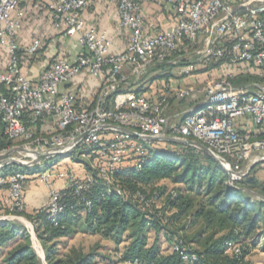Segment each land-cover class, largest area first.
Listing matches in <instances>:
<instances>
[{"label": "built area", "instance_id": "1", "mask_svg": "<svg viewBox=\"0 0 264 264\" xmlns=\"http://www.w3.org/2000/svg\"><path fill=\"white\" fill-rule=\"evenodd\" d=\"M87 1L32 3L33 11L47 13L51 25L75 39L82 52L74 62L58 57L32 82L20 71L18 41L29 2L0 0V64L5 63L0 68V186L7 189L2 203L9 211L0 221L18 219L15 214L25 209L24 191L34 181L46 191L48 222L58 226L65 206L54 180L76 195L93 180L85 174L78 181L55 165L56 159L87 162L106 186L130 158L129 167L137 171L151 145L174 143L169 139L204 146L230 186L243 178L245 164L264 162V0H160L173 26L155 33L144 27L140 0H118L119 30L128 34L118 55L110 54L112 39L106 32L85 28ZM41 47L42 41L34 39L25 52L33 57ZM157 66L175 67V79L193 82H167L166 93L158 97L121 92ZM83 72L100 79L101 86L93 105L78 110L75 94L61 88ZM170 99L189 108L178 123L167 115ZM12 166L18 169L3 173ZM135 197L145 205L158 200ZM225 254L239 258L242 247L226 243Z\"/></svg>", "mask_w": 264, "mask_h": 264}, {"label": "trees", "instance_id": "2", "mask_svg": "<svg viewBox=\"0 0 264 264\" xmlns=\"http://www.w3.org/2000/svg\"><path fill=\"white\" fill-rule=\"evenodd\" d=\"M28 2H39L44 7L48 3ZM42 14L49 19L47 13ZM108 71L106 67L104 72ZM27 117L26 114L25 120ZM3 141L0 132V148ZM164 145L174 150L164 149ZM132 159L120 168L111 186L103 185L96 172L86 165L93 181L87 182V188L78 195L70 187L60 190V203L65 208L56 227L48 222L45 208L33 212L24 209L15 214L34 225L46 264H97L93 254L83 255L70 248L66 256L58 257L52 246L46 247L57 239L73 238L79 226L87 234L116 246L127 241L119 259L127 264H249L245 258L251 248L261 243L264 252V183L254 176L255 168L230 186L228 175L213 158L192 147L153 143L137 171L129 167ZM72 162L78 163L74 158ZM17 169L12 166L3 173ZM162 182L178 188L168 190L160 185ZM137 193L147 200L155 199L154 196L158 200L145 205L135 197ZM160 200L162 205L157 206ZM84 201L90 202L89 209ZM5 211L9 213L6 208ZM11 221H0V248L8 250L0 264H42L32 249L30 235ZM199 222L200 227L188 233ZM150 232L154 239L148 244ZM161 238L167 243L164 250ZM226 243L239 244L241 256L226 255ZM193 257L196 261H191Z\"/></svg>", "mask_w": 264, "mask_h": 264}, {"label": "crops", "instance_id": "3", "mask_svg": "<svg viewBox=\"0 0 264 264\" xmlns=\"http://www.w3.org/2000/svg\"><path fill=\"white\" fill-rule=\"evenodd\" d=\"M140 1L143 7L142 21L144 27L150 33L161 32L173 26V20L160 0ZM117 6L118 0H88L87 7L82 14V20L86 29L94 28L98 31H104L112 39L109 49L111 55H118L123 52L128 43L127 32L119 30ZM31 8L32 3L27 4L23 8L25 11L23 29L18 36L21 48L20 71L30 81L37 82L42 72L58 57L63 56L68 61L74 62L82 52L75 39L67 38L63 30H56L51 25L50 20L42 14L43 12L33 11ZM36 30H40V32L34 34ZM34 39H40L43 44L33 57H29L25 50L31 46ZM44 43L46 44L45 49L43 48ZM4 67L5 63H1L0 68ZM168 69L170 68H162V66L154 67L141 80H130L126 85L122 86L121 92L134 93L135 91H139L149 96L154 95L158 97L166 93L164 85L167 82H171L172 85L177 84L179 81L183 85L192 84V79H175L173 75L168 74ZM154 72L159 73L156 78L152 76ZM100 84V79L93 78L86 72H83L71 82L62 86L61 90L74 93L76 96V108L84 110L93 105L101 86ZM187 109L189 108L186 104L170 99L167 115L173 123H178L180 117ZM43 129L47 130V125H44ZM58 166H61L64 170L73 171L72 173L76 172L79 174L75 175L77 178H83L85 175L84 170L80 168L79 164L69 162V160L59 162ZM244 176L246 175L244 174ZM54 187L58 190H63L67 185L55 179ZM7 193V189L0 186V219L9 216L2 203ZM24 203L26 204L25 209L27 212L46 208L47 196L45 189L36 182L31 181L25 189ZM1 250L2 248H0Z\"/></svg>", "mask_w": 264, "mask_h": 264}, {"label": "rangeland", "instance_id": "4", "mask_svg": "<svg viewBox=\"0 0 264 264\" xmlns=\"http://www.w3.org/2000/svg\"><path fill=\"white\" fill-rule=\"evenodd\" d=\"M39 32L40 30H36L34 34H38ZM45 46L46 44L44 43V46H43L44 49H45ZM42 51L44 50L42 49ZM177 73H178V69L175 67L168 69V74H171L174 77H176ZM158 75H159L158 72H154V74L152 73V76H154L153 78H156V76ZM165 148L168 150H174L173 149L174 147H170L169 145H164V149ZM64 160L67 161L66 159H56L54 164L58 165L59 162H62ZM76 164H79L80 168L84 170L85 174H87V171H86L87 169L86 165L88 166L87 162H81V164L80 163H76ZM44 168L45 166H42L40 171H42ZM59 168H62V167L60 166ZM252 168H255L254 176L259 181L264 183V162H255V161L252 162L251 161L245 164L242 170L243 174L247 175ZM68 172H73V171L69 170ZM73 174L76 175L77 173L74 172ZM79 180L80 179L78 178V181ZM160 185L165 186L168 190H175L178 188L177 186H173L169 182H162L160 183ZM24 197H25V191H24ZM160 205H162L161 200L158 201L157 203V206H160ZM25 207H26V204H25ZM11 222L17 224L21 229L25 230L30 235L32 249L34 250L39 260L42 262V264H46L45 251H44L41 241L37 238V235L34 232V228H35L34 225L30 221H28L26 218H24L23 216H18V219H15ZM200 224L201 223L199 222L188 233H191L197 230L200 227ZM153 239H154V234L153 232H150L148 234V244H151L153 242ZM160 243H161V249L164 250L167 247V243L164 241V238L160 239ZM126 244H127V241H124V243L116 246L112 242L103 240L102 238L98 236L87 234L85 231L81 229V226H79L78 233L73 238L57 239L53 241L52 243H49V244L47 243L46 247L51 248L52 246V248L57 252L56 254L58 257L66 256L69 253L70 248H75L83 255L93 254L95 257V262L97 264H127L119 260L121 258L123 249L125 248ZM7 252H8L7 249H3L2 251H0V262H1L2 255ZM245 261L248 262L249 264H264V252L261 250V243L255 246L254 248L250 249L248 255L245 258Z\"/></svg>", "mask_w": 264, "mask_h": 264}, {"label": "water", "instance_id": "5", "mask_svg": "<svg viewBox=\"0 0 264 264\" xmlns=\"http://www.w3.org/2000/svg\"><path fill=\"white\" fill-rule=\"evenodd\" d=\"M123 131H126V132H128V133H130V134L135 136V134H133L132 132H130L128 130H123ZM169 140L174 142V143H176V144L182 145V146H187V147L190 146V147L197 148V149L201 150L202 152H204L206 154H209L208 150L204 146H202L200 144L193 143L191 141H180V140H177V139H169ZM54 156H57V155L55 154ZM45 159H46V156H39L38 157L39 161H42V160H45Z\"/></svg>", "mask_w": 264, "mask_h": 264}]
</instances>
